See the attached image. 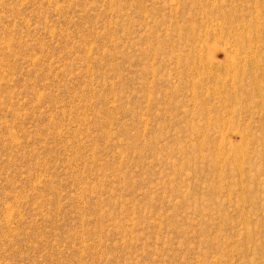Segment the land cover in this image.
<instances>
[{"label":"rangeland","instance_id":"rangeland-1","mask_svg":"<svg viewBox=\"0 0 264 264\" xmlns=\"http://www.w3.org/2000/svg\"><path fill=\"white\" fill-rule=\"evenodd\" d=\"M198 1L0 0V264H264V0Z\"/></svg>","mask_w":264,"mask_h":264},{"label":"bare ground","instance_id":"bare-ground-1","mask_svg":"<svg viewBox=\"0 0 264 264\" xmlns=\"http://www.w3.org/2000/svg\"><path fill=\"white\" fill-rule=\"evenodd\" d=\"M198 2H200V0L198 1ZM211 3V2H210ZM255 3H256V1H255ZM258 3V2H257ZM203 7V6H202ZM222 7V5H220V4H217V8H221ZM172 8V7H171ZM257 9V6L256 5H254L253 7H252V9ZM249 9V8H248ZM209 10H210V8H209ZM210 12H211V10H210ZM210 14H212V13H210ZM248 14V13H247ZM264 14H263V12H261V13H259L258 15H257V17L254 19V18H252V21H251V19H250V21H251V24L249 25V27H253V35L251 36V35H248V34H246L245 32L243 33V31H241L242 33H238V30H236V33H233L232 35H230L229 37H228V39L226 40V41H224V43H225V45L226 44H229L228 46H229V48H228V46L226 45V47L229 49V51H227L228 49L226 48L225 50V52H227L226 53V56H228V60L230 59V61H229V66H230V68L232 69V71H233V73H232V75H230V72L229 73H227L226 75V80L228 79V78H230L231 79V81H233V84L235 83V84H237L236 83V81L238 80V82H240L239 81V78H240V80H242L244 77H246V75H249V74H246L245 72H243V73H241V71L242 70H239L240 68L239 67H242L243 66V68L242 69H244V66H246V65H244V64H247V63H249V64H251L252 66H257V64H258V59H257V57H258V55H257V50H258V48H259V46H257L256 47V52L253 50V46L251 45V43H253L254 41H256V40H258V38H259V36L261 35V27L258 25L259 23H260V21L263 19V16ZM211 16V15H210ZM209 17V16H208ZM227 17V16H226ZM229 17V16H228ZM242 17V16H241ZM244 17V16H243ZM242 17V18H243ZM201 18V17H200ZM235 18V17H234ZM211 19V18H210ZM228 19V18H227ZM226 18H223L222 20H224V22L225 23H227V21H229V20H227ZM238 19V18H237ZM245 20V19H244ZM193 21V20H192ZM242 22V21H241ZM249 24V23H248ZM248 24H246V23H243V25H241L240 24V26H239V28H242V30H244L245 28H246V25H248ZM208 25V24H207ZM235 25V24H234ZM263 25V24H262ZM210 26L212 27V24H210ZM207 27H209V26H207ZM221 27V26H220ZM225 27H226V25H225ZM229 29H231V28H229ZM232 29H233V27H232ZM228 30V29H227ZM245 31V30H244ZM222 32V31H221ZM204 34L205 35H197V39H196V41L197 42H199V46H200V50L202 49V51H203V49L205 48H207L208 50L209 49H211V48H214L215 49V47H217L220 43H221V41L222 40H220L221 39V37L220 38H215V42L214 43H212V44H210L209 43V41H208V37H210V36H216V31H214V29L211 31L210 29H206V31H204ZM231 34V33H230ZM229 35V34H228ZM242 44V45H241ZM244 44H248L249 46H252V47H249L247 50H244V49H240V48H242L243 46H244ZM198 46V47H199ZM215 46V47H214ZM196 47V46H195ZM197 47V48H198ZM245 47H246V45H245ZM244 47V48H245ZM199 49V48H198ZM194 51H193V56L192 57H194V56H197V54L200 52L199 50V52L198 51H196L195 49H193ZM239 50H244V51H242V52H240ZM201 53H203V52H201ZM201 53L199 54V56H201V58L200 59H202V55H201ZM240 53H242V56H241V54ZM244 54V55H243ZM191 58V57H190ZM197 58V57H196ZM259 58V57H258ZM192 59V58H191ZM178 60V59H177ZM195 60V59H194ZM210 60V59H209ZM262 60V59H261ZM199 61V60H198ZM200 61H202V60H200ZM199 61V62H200ZM93 63V62H92ZM189 63V62H188ZM194 63V62H193ZM241 63H243V65H241V66H239ZM261 63V62H260ZM200 64H202V63H200ZM207 64L208 63H205V65L207 66ZM195 65V64H194ZM211 65V64H210ZM213 65V64H212ZM248 65V64H247ZM204 66V65H203ZM198 67H200V66H198ZM196 68V67H195ZM210 69H211V67H209ZM208 68V69H209ZM239 68V69H238ZM249 68V67H248ZM202 69H205V68H202ZM202 69H201V71H202ZM251 69V68H250ZM249 69V70H250ZM238 70L240 71V73H238ZM177 71V70H176ZM199 71V70H198ZM197 71V72H198ZM205 71H207L206 69H205ZM246 71V70H245ZM204 73V72H203ZM207 73V72H206ZM209 73V72H208ZM251 73H253V72H251ZM210 74V73H209ZM239 74H241V75H239ZM254 74H255V72L253 73V76H254ZM212 75H213V73H212ZM256 75V74H255ZM251 76L252 75H249V77L251 78ZM257 76V75H256ZM213 77V76H212ZM216 77V76H215ZM204 78V77H203ZM242 78V79H241ZM206 79V78H205ZM255 79L256 78H254V81H255ZM203 80V79H202ZM207 80V79H206ZM251 80V79H250ZM252 80H253V78H252ZM217 81V80H216ZM203 82V81H202ZM202 82H200V81H196L195 83L197 84V83H202ZM226 82V81H225ZM217 83V82H216ZM234 84V85H235ZM209 85V84H208ZM251 85V84H250ZM255 85H258V84H254V86ZM201 86V85H200ZM194 87H195V85H194ZM233 87V86H232ZM258 87V86H257ZM238 88V87H237ZM256 88V87H255ZM235 90V89H234ZM260 90V89H259ZM221 92V91H220ZM221 101V100H220ZM223 102V101H222ZM241 111H243L242 109H241ZM233 113H235V110L233 111ZM198 127V126H197ZM15 138V137H14ZM12 139V138H11ZM221 139L223 140L222 142L223 143H226V144H224V145H226L228 148H225V147H221V148H219V156H220V160L218 161V159H216V157H215V159L217 160V162H216V160H215V162L216 163H222V164H224L225 166H227L228 164H234V166H235V168L233 169L234 171H236V172H238V173H243L244 172V169H245V167L242 165V163H241V161H240V157H242L244 154H245V150H243V149H241V150H239L237 147H235V146H233V143L231 144V143H229L230 141H228V139H227V137L223 134L222 136H221ZM16 143V142H15ZM221 143V142H220ZM133 145V144H132ZM190 145V144H189ZM221 145V144H220ZM188 147V146H187ZM213 147V146H212ZM189 148H190V146H189ZM200 148V147H199ZM195 149V148H194ZM255 152H257L256 150H253V154L255 153ZM204 153V152H203ZM250 153H251V151H250ZM259 153H261V154H263V156H264V149H262L261 151H259ZM202 154V153H201ZM240 154V155H239ZM257 154V153H256ZM215 155V154H214ZM217 155V154H216ZM226 155V156H225ZM225 156V157H224ZM245 156V155H244ZM246 157V156H245ZM195 158V157H194ZM207 158H209V157H207ZM187 160V159H186ZM222 164H220L221 166H222ZM219 165V164H218ZM220 166V168H222ZM249 166V165H248ZM226 168V167H225ZM251 167L249 168V170H248V172H250L251 171ZM251 173V172H250ZM256 174H257V172H256ZM256 174H254V175H252L251 177L252 178H255L257 175ZM177 175V174H176ZM218 176V175H217ZM225 176V175H224ZM128 179V178H127ZM241 179V178H240ZM243 182V181H242ZM225 183V182H224ZM259 183V182H258ZM226 184H228V183H226ZM243 184V183H242ZM242 186V185H241ZM183 187V186H182ZM181 187V188H182ZM219 187V186H218ZM217 187V188H218ZM174 188V187H173ZM228 188H230V187H228ZM229 192V191H228ZM243 192V191H242ZM230 195V194H229ZM243 199V198H242ZM254 203V202H253ZM11 208V207H10ZM10 211V210H9ZM208 211V210H207ZM13 212V211H12ZM11 212V213H12ZM244 221H246L245 219H244ZM10 222V221H9ZM246 225V224H245ZM179 226V225H178ZM262 226H264V224L262 225ZM247 226H245V228H246ZM179 228V227H178ZM249 228V227H248ZM264 228V227H263ZM262 228V229H263ZM243 229V228H242ZM241 229V230H242ZM246 230V229H245ZM249 229H247V231H248ZM244 231V230H243ZM127 232V231H126ZM245 232V231H244ZM247 233V232H246ZM260 233V232H259ZM248 236V235H247ZM242 240V239H241ZM255 241V240H254ZM225 242V241H224ZM248 244V243H247ZM247 247V246H246ZM253 250V249H252ZM264 252V251H263ZM248 254V253H247ZM219 259V258H218ZM229 260V259H228Z\"/></svg>","mask_w":264,"mask_h":264}]
</instances>
